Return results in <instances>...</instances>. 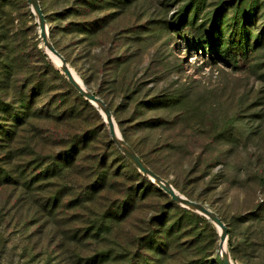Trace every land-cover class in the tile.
I'll return each mask as SVG.
<instances>
[{"label":"rangeland","instance_id":"rangeland-1","mask_svg":"<svg viewBox=\"0 0 264 264\" xmlns=\"http://www.w3.org/2000/svg\"><path fill=\"white\" fill-rule=\"evenodd\" d=\"M39 2L128 145L222 218L234 264H264V0ZM52 58L28 0H0V264H219L215 223L123 155Z\"/></svg>","mask_w":264,"mask_h":264},{"label":"water","instance_id":"water-1","mask_svg":"<svg viewBox=\"0 0 264 264\" xmlns=\"http://www.w3.org/2000/svg\"><path fill=\"white\" fill-rule=\"evenodd\" d=\"M30 6L32 7L33 12L36 15L38 28L40 32V36L42 38L44 46L47 50L54 54L60 61L61 64L59 69L65 74L68 81L71 85L89 102H91L98 110L100 111L102 117L103 113L105 115L104 121L107 124L109 135L115 145L120 149L123 155L149 180L152 181L156 186L166 192L173 201L179 203L181 206L185 208H189L195 212H198L208 219H210L219 229L220 235V243H219V254L222 262L224 264H234L233 260L231 259L227 248L224 247V243L226 244V236H227V227L226 224L223 222L222 218L208 206L203 203L194 201L185 197L184 195L180 194L172 184L163 178L161 175L157 174L153 171L145 162L144 160L138 155V153L128 145V143L124 140L121 133L118 135L116 132V124L110 109L106 106L104 101L92 92L90 89L82 86L74 74L72 73L70 65L66 62L62 54L54 47L49 39L48 27L46 24V20L44 18V14L42 12L39 0H28ZM53 59V58H52ZM54 61V60H53ZM103 113H102V112Z\"/></svg>","mask_w":264,"mask_h":264},{"label":"trees","instance_id":"trees-1","mask_svg":"<svg viewBox=\"0 0 264 264\" xmlns=\"http://www.w3.org/2000/svg\"><path fill=\"white\" fill-rule=\"evenodd\" d=\"M33 46H34V48H36L37 49V45H36V43H34L33 44ZM37 51L39 52V53H41V51L39 50V49H37ZM44 55V54H43ZM43 58L45 59L46 57H45V55L43 56ZM4 62H6L7 63V61H6V58H4ZM11 62V64H10V66L12 67H9L8 65H6L10 70H13V68H15L16 66H17V63H16V61L14 60V58L13 59H11L7 64H9ZM45 64H46V66H47V70H48V75H50V76H53V77H61V78H63V76L61 75V73H60V71L57 69V68H54L53 67V65L48 61V60H46L45 61ZM25 89V87L23 86L22 87V89L21 90H18V91H16V94L18 95V99H17V101L18 102H22V105H21V109H29L30 107H31V105H29V103H28V101H26L24 98H25V93H24V90ZM32 91H36V89H35V86L34 87H32ZM83 101L85 102V103H87V101L86 100H84L83 99ZM8 109V105L7 106H5V107H2V111H6ZM24 115H25V112H24ZM12 117H14V119H16V120H18V121H20V117L17 115V114H13V116ZM9 133V131L8 130H4V131H1V129H0V134L1 135H3V134H5V135H7ZM141 158H142V156L140 155V154H138ZM143 159V158H142ZM2 175H1V177H2V179H4V180H11L10 179V177H11V175L9 174V173H7V171H3L2 173H1ZM0 177V178H1ZM33 180H34V178H33ZM143 181L147 184V187L151 190V191H153V190H158L156 187H154L153 185H152V183H150V181L149 180H147L146 178H143ZM126 205V204H125ZM125 205H123V212L122 213H124V211L126 210V206ZM128 205V204H127ZM47 207H48V205H47ZM116 211H114V213H115ZM155 240V239H154ZM148 242L150 243V244H153V240L152 239H150V240H148ZM106 256V253H101V259L103 258V257H105ZM89 258H91V257H89ZM93 260H94V257H93ZM216 262L217 263H219V264H224L223 262H222V259L219 257V256H217L216 257ZM215 262V263H216ZM144 263H146L147 264V261H145Z\"/></svg>","mask_w":264,"mask_h":264},{"label":"bare ground","instance_id":"bare-ground-1","mask_svg":"<svg viewBox=\"0 0 264 264\" xmlns=\"http://www.w3.org/2000/svg\"><path fill=\"white\" fill-rule=\"evenodd\" d=\"M52 54V53H51ZM52 56H53V58H54V60L55 61H57L58 62V66H60V64H61V61L54 55V54H52ZM71 70H72V73L74 74V76L76 77V79L78 80V82L82 85V86H84V87H86L84 84H83V82L81 81V79H80V77L75 73V71L71 68ZM102 112V111H101ZM103 113V112H102ZM103 118L105 119V115H104V113H103ZM116 124V123H115ZM116 132L118 133V135H120V131L118 130V128H117V125H116ZM224 247L226 248V244L224 243Z\"/></svg>","mask_w":264,"mask_h":264}]
</instances>
